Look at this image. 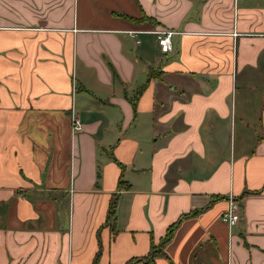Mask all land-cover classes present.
<instances>
[{
  "label": "crops",
  "instance_id": "obj_1",
  "mask_svg": "<svg viewBox=\"0 0 264 264\" xmlns=\"http://www.w3.org/2000/svg\"><path fill=\"white\" fill-rule=\"evenodd\" d=\"M174 223L152 264H264V0H0V264H126Z\"/></svg>",
  "mask_w": 264,
  "mask_h": 264
},
{
  "label": "built area",
  "instance_id": "obj_2",
  "mask_svg": "<svg viewBox=\"0 0 264 264\" xmlns=\"http://www.w3.org/2000/svg\"><path fill=\"white\" fill-rule=\"evenodd\" d=\"M129 33L134 35L133 31H130ZM152 33L156 36V43L158 45L160 52L163 53L168 52L171 49L170 38L171 35L174 33V31L168 29H160V30H154ZM69 119H70V129L72 134L82 130V124L77 115V112L71 110ZM239 211H240V204L238 200L234 199L232 196H229L228 207L222 213L221 220L226 225L233 226L239 220Z\"/></svg>",
  "mask_w": 264,
  "mask_h": 264
},
{
  "label": "trees",
  "instance_id": "obj_3",
  "mask_svg": "<svg viewBox=\"0 0 264 264\" xmlns=\"http://www.w3.org/2000/svg\"><path fill=\"white\" fill-rule=\"evenodd\" d=\"M151 75L154 76V73H152ZM138 93H139V91H138ZM115 198L116 197H113L112 200L110 201L108 213H107V217H106V224L111 225V226H112L113 220H114V209L116 206ZM175 225H176V223L170 225L167 228L165 235L162 237V239L159 241V243L157 245L151 244L150 250L146 256H143L141 258H133V259L129 260L126 264H131L133 262L140 261V260L143 261L145 264H152L154 257L159 255L160 253H162V246L170 239ZM98 255H99V251L96 253V256L94 257L92 264H97Z\"/></svg>",
  "mask_w": 264,
  "mask_h": 264
}]
</instances>
